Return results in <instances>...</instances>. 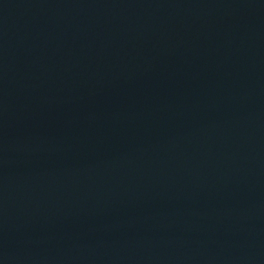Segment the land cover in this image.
I'll return each instance as SVG.
<instances>
[{"label": "water", "instance_id": "1", "mask_svg": "<svg viewBox=\"0 0 264 264\" xmlns=\"http://www.w3.org/2000/svg\"><path fill=\"white\" fill-rule=\"evenodd\" d=\"M0 264H264V0H0Z\"/></svg>", "mask_w": 264, "mask_h": 264}]
</instances>
